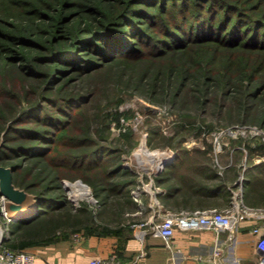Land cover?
<instances>
[{"label": "trees", "instance_id": "obj_1", "mask_svg": "<svg viewBox=\"0 0 264 264\" xmlns=\"http://www.w3.org/2000/svg\"><path fill=\"white\" fill-rule=\"evenodd\" d=\"M106 64H124L129 76L150 78V94L165 91L180 106L190 102V91L198 101L204 93L201 104L219 110L231 91L242 92L246 103L258 101L264 98V0H0V164L11 168L14 186L33 194L35 209L12 224L11 248L53 242L55 231L73 225L62 177H81L105 198L117 192L123 212L136 209L130 189L137 175L120 156L129 148L96 141L86 123L79 125L101 88L91 78ZM77 101L86 105L69 110ZM108 112L87 121L103 118L108 130L110 117L119 119ZM243 146L248 156L256 146L264 155V142ZM227 179L209 188L227 192L236 186Z\"/></svg>", "mask_w": 264, "mask_h": 264}, {"label": "rangeland", "instance_id": "obj_2", "mask_svg": "<svg viewBox=\"0 0 264 264\" xmlns=\"http://www.w3.org/2000/svg\"><path fill=\"white\" fill-rule=\"evenodd\" d=\"M168 6L170 7L171 3H168ZM158 34L160 35V33ZM125 66L122 64L109 67V64H106L103 68L96 70L91 82L92 85L96 84L101 88L94 91L95 100L93 98V101L95 104L93 107L86 109L79 118V125L83 126L86 123L88 125L86 127L87 134L94 140H104L111 147L129 148L128 152L122 151L120 154L123 166L129 168L136 175L143 170L141 168L147 169L152 166L153 161L148 159V156L143 157L144 160L140 163L135 158L137 150L144 141L150 150L167 152L169 149L176 150V147L179 148V145H182L187 150H203L212 154L215 151H221L227 157L223 160L224 166L241 164L238 166L241 173L247 172L257 163L264 165V155L260 154L262 149L256 146L252 155L248 156L247 148L243 146L246 142L250 143L251 147L257 145L258 142H264V125L260 124V118L264 117V98L258 101L251 98L246 103L242 92L231 91V94L225 98V106L219 110L216 105L204 106L201 104L204 93L200 94L202 98L198 101L193 99L194 93L190 91L188 93L190 102L186 101L184 106H180L178 99L176 101L170 94L165 95V91L159 90L150 94L146 88L150 78L139 80L135 76L136 74L133 77L129 76L130 67ZM38 67L44 68L45 66L39 65ZM74 82H77V79ZM86 82L88 81L86 80ZM73 84L70 83L66 87L70 90L74 87ZM82 105H86L85 102L77 101L69 110L76 111ZM104 111L119 113V119H116L115 116L110 117L108 130L105 129V119L103 120V118H96L89 122L94 113ZM114 122L117 124L115 129L111 125ZM1 132L0 149L4 144L3 132ZM100 134L105 135L106 138L99 136ZM131 142L132 146H127ZM61 147L65 150L70 149L68 145ZM123 159L127 161L125 164ZM211 164L216 163L213 161ZM0 166L9 168L3 164ZM248 175L250 176V174L246 176L244 174V177L242 176L241 180L237 181V186L246 183L251 178V176L248 178ZM79 180L86 184L87 192L81 184L77 183ZM58 181L62 184V193L68 199L70 209L67 212L74 223L67 230L62 227L58 229V232L55 231L59 238L53 242L75 236H78L77 238L89 236L90 233L96 230L100 232L106 227L134 230L133 224L140 223L130 218L125 211L123 212L125 204L121 205L124 198L117 192H110L107 198L104 197L105 191L95 195L94 188L78 176L62 177ZM14 187L29 197H33V194L28 190ZM132 189H135V186L130 189L131 195ZM120 201L121 204H119ZM8 203L15 204L10 200ZM50 210L44 212L50 213ZM28 249L32 252V247Z\"/></svg>", "mask_w": 264, "mask_h": 264}, {"label": "crops", "instance_id": "obj_3", "mask_svg": "<svg viewBox=\"0 0 264 264\" xmlns=\"http://www.w3.org/2000/svg\"><path fill=\"white\" fill-rule=\"evenodd\" d=\"M158 158L168 163L159 170L137 173L135 186H144L140 200H135L136 209L127 213L138 222H146L142 228H122L110 234L75 236L35 245L34 264H90L96 257L114 253L123 264H214L213 258L222 264H255L259 255L258 234L252 232V226L260 224V232L264 233V213L242 219L231 238L227 231L216 235L210 229H177L166 243L153 234L151 225L168 213L230 207L241 198L246 205L264 212V165L231 173L225 171L226 154L192 149L163 150ZM213 161L216 164L212 165ZM226 174L228 185L239 182L244 174L251 178L248 175L246 183L228 187L227 192L224 188H209L224 183ZM217 244L222 249L221 258L213 255Z\"/></svg>", "mask_w": 264, "mask_h": 264}, {"label": "built area", "instance_id": "obj_4", "mask_svg": "<svg viewBox=\"0 0 264 264\" xmlns=\"http://www.w3.org/2000/svg\"><path fill=\"white\" fill-rule=\"evenodd\" d=\"M112 128L115 129L116 123H112ZM145 142V141H144ZM146 144V143H145ZM147 146V145H146ZM147 150H150L147 146ZM150 151H157L156 149ZM159 154L161 151H157ZM159 154H155L148 159L153 161L152 168L147 169L141 168L142 171L138 173L142 174L143 171H155L163 168L168 161L161 160L158 158ZM141 158L146 155H140ZM147 157V156H146ZM135 158L139 161V156ZM144 159V158H143ZM124 160V159H123ZM127 161L124 160V164ZM142 185L135 186V189H132L133 198L138 201L140 200V194L142 191ZM240 198H241V194ZM8 199L5 195L0 194V264H34L35 254L26 249H13L10 247L9 243L12 237V224L17 222L19 219L12 217L7 210ZM259 208L250 207L243 203L242 198L240 202L233 203L230 207L217 208V207H208L203 209H195L191 211H180L174 213L166 214L161 221L153 223L151 226L152 232L154 235L161 236L166 243H169L170 239L173 237L175 230L183 229H210L218 235L221 231H227L229 233V238H231L232 233L236 229L239 222L246 217H255L263 214ZM146 222L134 223L133 226L136 229L142 228ZM261 225L254 224L252 226V232L258 234L256 240V248L259 252L258 259L255 264H264V233L260 232ZM140 234V233H139ZM222 249L219 244L214 248V256L222 257ZM221 254V255H220ZM213 258V257H212ZM214 260V264H222L217 260ZM90 264H123L118 256L110 254L107 257H96L92 260Z\"/></svg>", "mask_w": 264, "mask_h": 264}, {"label": "water", "instance_id": "obj_5", "mask_svg": "<svg viewBox=\"0 0 264 264\" xmlns=\"http://www.w3.org/2000/svg\"><path fill=\"white\" fill-rule=\"evenodd\" d=\"M77 182L86 185L80 180ZM0 194L5 195L8 200L15 203H8L7 205V210L12 215H23L34 209L33 197H29L24 192L15 189L12 183L11 168H4L0 166Z\"/></svg>", "mask_w": 264, "mask_h": 264}, {"label": "bare ground", "instance_id": "obj_6", "mask_svg": "<svg viewBox=\"0 0 264 264\" xmlns=\"http://www.w3.org/2000/svg\"><path fill=\"white\" fill-rule=\"evenodd\" d=\"M158 151V150H157ZM157 151H150V150H147V146L144 144V142L140 145L139 149L137 150V155L140 157L139 158V163L140 162H143V158H141L140 155H146L148 157H152L153 155L155 154H159V152ZM136 152V151H135ZM134 152V153H135ZM153 163V162H152ZM149 164V163H148ZM140 165V164H139ZM141 167V166H140ZM144 167V166H143ZM78 183V182H77ZM78 184H81V183H78ZM82 187L85 189V192H87V189H86V186L81 184ZM85 186V187H84ZM35 209L31 210L29 213H26V214H23V215H12L13 218L15 219H22V218H26V217H30L33 212H34Z\"/></svg>", "mask_w": 264, "mask_h": 264}]
</instances>
